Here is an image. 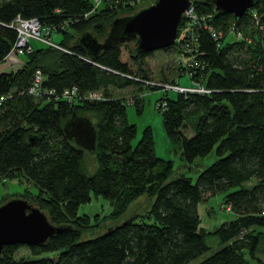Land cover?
<instances>
[{
    "label": "trees",
    "instance_id": "trees-1",
    "mask_svg": "<svg viewBox=\"0 0 264 264\" xmlns=\"http://www.w3.org/2000/svg\"><path fill=\"white\" fill-rule=\"evenodd\" d=\"M100 1L92 7V0H0V63L16 40L9 25L16 16L56 28L66 49L31 44L19 67L0 71V180L20 176L32 182L36 192L27 200L53 223L68 226L41 245H29L32 256L13 255L20 243L3 245L0 264H193L197 257L195 264H264V254L255 256L264 235V32L256 29L249 9L234 16L193 1L198 20L190 41L200 63L189 68L181 59L176 65L178 76L190 72L188 78L208 92L173 90L170 96L166 90L156 101L164 132L186 162L214 148L216 159L192 181L183 173L172 175L171 161L155 155L149 126L131 144L136 129L126 120L128 102L107 92L109 84L160 88L146 82L143 56L149 51L134 50L130 40L90 58L76 42L83 31L101 39L113 17L139 7L131 0ZM249 7L263 24L264 0ZM181 24L180 18L177 33L183 32ZM230 26L239 36L228 38ZM171 45L176 55H187L177 42ZM35 69L51 93L27 92ZM71 87L77 95L68 102L61 92ZM100 90L98 99L84 97ZM72 111L95 118L91 167L84 149L62 131ZM187 120L189 136L182 132ZM216 194L232 217L207 230L197 205ZM98 197L108 204L104 215L79 211ZM140 197L147 201L144 209L131 208ZM106 219L113 223L97 230ZM207 234L217 238L215 247L207 245ZM40 252H56V258Z\"/></svg>",
    "mask_w": 264,
    "mask_h": 264
},
{
    "label": "rangeland",
    "instance_id": "rangeland-1",
    "mask_svg": "<svg viewBox=\"0 0 264 264\" xmlns=\"http://www.w3.org/2000/svg\"><path fill=\"white\" fill-rule=\"evenodd\" d=\"M145 1H139V7L143 6L147 3ZM141 4V5H140ZM181 28L178 30L176 34V41L181 37ZM60 33L55 30H52L48 35H45L44 38L49 39L50 41L56 43V45L60 47H55L58 49H63L59 43L58 38ZM228 38H234L232 34L229 35ZM30 43L32 45H41V46H51L47 44L45 41L39 39H31ZM130 45L133 42H129ZM177 50H173L172 45L168 50H164L162 48L153 49L149 51L146 55L143 56V66L146 70V76L149 78V81L154 83H172V80H175L182 85L189 84V79L187 75H179L178 76V67L176 65V54ZM25 53H16L15 55H11L8 57V61L4 62L2 67H13L14 65L22 64ZM22 61V62H21ZM151 84V83H148ZM107 92L111 97L119 98L127 101L125 107L126 120L128 123L133 124L135 126L136 132L135 136L131 140V144L134 145L138 138L140 137L141 131L145 126H149L152 132L153 139V150L156 156L161 157L162 159H169L171 161V173L172 175L176 174H186L191 177L192 181L195 179L197 173L202 170L205 166L211 163L216 159V155L214 152V148H212L208 153L203 156H196L191 162H186L180 155V149L176 143H174L170 138H168L164 132L162 126V119L159 110L156 107L157 98H159L163 94V90L161 88L158 89H150L148 85L143 84L141 82L138 83H125L121 86L109 84L107 86ZM100 97H102V91L99 92ZM168 95H174L173 90H167ZM136 104V105H135ZM79 114L87 116L90 121L95 124V118L92 113L87 111H81ZM182 132L191 134V129L189 125V121L187 120L182 128ZM84 149V148H83ZM84 159L88 167L94 165V154L91 150L84 149ZM253 182V179L246 184V186H250ZM36 192V187L30 181H27L23 177L15 176L11 178H3L0 180V202L5 200L6 198L12 196H22L26 199H29ZM32 203H36L31 200ZM221 199L220 194H216L208 197L206 200L199 202L197 205V211L200 218V225H202L205 229L210 230L217 226L221 221L229 219L232 217L231 211L227 208H223L220 205ZM147 201L143 199V197L137 198L134 202L131 203V208L135 207L136 210L141 211L144 209ZM99 212V215H104V213L108 210L107 202L98 197L96 199H92V202L89 204H82L79 207V211H92ZM127 216V211L118 219ZM115 222V221H114ZM111 222L110 220H104L101 222L100 226L97 230H103L107 225ZM205 241L210 248H213L217 245V238L211 234H207L205 236ZM264 235L260 240V244L258 245L255 256L262 258L264 254ZM211 249H208L204 255L209 254ZM31 249L29 245L19 244L15 247L13 255L15 257L19 256H32ZM37 255H44L51 258H56V252H40ZM201 257H197L193 264ZM252 264V262H250Z\"/></svg>",
    "mask_w": 264,
    "mask_h": 264
},
{
    "label": "water",
    "instance_id": "water-1",
    "mask_svg": "<svg viewBox=\"0 0 264 264\" xmlns=\"http://www.w3.org/2000/svg\"><path fill=\"white\" fill-rule=\"evenodd\" d=\"M201 1L234 16H240L253 3V0ZM189 2L152 0L130 13L113 17L101 39L83 31L76 37V42L90 58L111 44L130 40H133L132 48L136 51L164 48L173 43L180 14ZM62 131L79 147L94 148L96 131L87 116L72 111L63 122ZM65 228L68 226L53 223L44 210L24 197L12 196L0 202V251L5 244L41 245L49 236Z\"/></svg>",
    "mask_w": 264,
    "mask_h": 264
},
{
    "label": "built area",
    "instance_id": "built-area-1",
    "mask_svg": "<svg viewBox=\"0 0 264 264\" xmlns=\"http://www.w3.org/2000/svg\"><path fill=\"white\" fill-rule=\"evenodd\" d=\"M93 4L92 7H97L98 4H100V0H92ZM131 1H141V0H131ZM145 1V0H142ZM147 2H149L150 0H146ZM247 9H249L248 13H249V17L252 18L255 22V24H257L255 27L258 30H262L264 32V23L263 24H258L259 22V17L257 16L256 12H254L253 9H250V7H248ZM246 9V10H247ZM92 10V9H91ZM245 10V11H246ZM87 13H85L83 16H85ZM180 18L182 19V36L180 37V39L178 41H176V36L174 38L173 43L177 42V46L179 47V49H181L184 53H187V55L185 57H181L179 55H176V60H181L184 59V64L186 66H188L189 68L192 67H198L199 66V61L197 59L194 58V56L192 55L193 52L195 51L193 47H191V27L193 25V22H196L198 20L195 12H194V5H193V1L190 0L189 4L185 7V9L181 12L180 14ZM205 18V16H201V19L203 20ZM11 27H13L16 30L17 36H16V40L13 44V46L11 47L10 51L8 52V54L5 56V59L0 63V65H2L5 61H8V57L11 56L12 54L15 55L16 53H26L28 51H30L32 49L30 40L31 39H39L42 41H45L47 44L52 45L54 47H60L58 45H56V43L50 41L47 38H44L45 35H48L52 30L56 31V28L52 27V26H46V25H42L38 22V20L36 18H22L20 16H16L14 17V19L11 21V23L9 24ZM62 27V26H60ZM234 26H230L229 30H230V34H232L233 36H239V33H237L236 31H234ZM210 28V27H209ZM212 30V29H211ZM212 35H214V33H211ZM172 43V44H173ZM87 60H90L89 58H85ZM22 62V61H21ZM20 64H18L17 66L14 65L12 68L11 67H2L0 66V71H7L10 69H15L17 67H19ZM187 77L190 76V72H187ZM189 79V78H188ZM147 83H151L152 85H157L159 86L163 91H166L168 89L177 91V92H196V93H205L208 92V90L201 85L200 83L196 82V81H192L189 79V84L187 85H182L179 82H173V83H154L151 81H146ZM42 84V75L39 69H35L33 71L32 74V78L31 81L28 85V87L26 88L27 92L32 94V95H39V94H43V93H51L50 89H43L41 87ZM77 95V91L74 87H71L69 89H64L61 92V97L64 98L66 101H72L75 96ZM84 97H86L87 99H98L100 98V95L97 91H89L87 93L84 94ZM4 98L3 95H0V101ZM161 104H163V101L160 102ZM225 208L228 209L227 206H225Z\"/></svg>",
    "mask_w": 264,
    "mask_h": 264
}]
</instances>
